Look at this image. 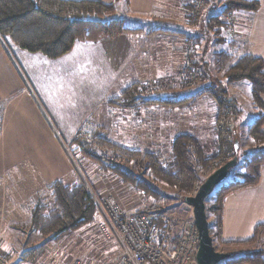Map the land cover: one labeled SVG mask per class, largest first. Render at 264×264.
<instances>
[{
    "label": "trees",
    "instance_id": "trees-1",
    "mask_svg": "<svg viewBox=\"0 0 264 264\" xmlns=\"http://www.w3.org/2000/svg\"><path fill=\"white\" fill-rule=\"evenodd\" d=\"M211 1L207 0V4H211ZM119 5L128 11L129 0H113L110 4L92 0H0V39H8L18 49L28 53L57 59L70 52L76 43H97L136 30L126 26L125 19L114 17ZM258 10L257 0H222L220 12L207 16L206 22L193 14L186 15V20L193 26L204 22L208 25L209 31L216 30L220 33L227 30L226 23L221 19L222 14L238 11L254 14ZM228 45L227 51L217 52L212 57L213 68L226 83L243 80L249 82L255 119L250 124L248 137L260 146V149L243 152L241 161L238 159L237 165L229 170L224 182L217 185L205 199L206 217L207 221L211 215L217 220L216 223L208 221L212 242L214 243L213 231L216 228L215 236L222 246L238 249L236 252L227 253L230 256L222 261V264H264V249L255 247L264 237V223L255 226L252 235L245 241L224 242L221 238L225 199L241 189L255 186L259 182L260 171L264 166V131L261 129L264 125V105L261 101V96L264 95V63L261 58L241 50L237 43L229 41ZM190 68L193 72L196 71L197 63L190 61ZM207 80L211 82V87L209 86L211 89L206 98L215 109L212 122L218 144L215 151H205L201 141L193 133L184 131L169 137L168 159H165L156 148L150 152H141L134 148L97 142L101 146L105 145L106 149H111L108 158L107 154L100 157L90 154L87 148L97 139L87 141L84 136L70 140L73 146L71 156L78 164L80 156L91 159L103 173L119 179L125 185H130L136 193L145 197L159 198L160 192L156 188L158 185L164 186L174 191L175 202L186 205L184 197L192 196L210 173L239 153L234 152L233 140L237 141L234 137L237 132L232 127L233 120L230 118L235 116L232 112L235 107L234 101L229 98L224 87L212 86V81L218 80L216 77L215 79L208 77ZM129 90L131 88L124 90L120 95L125 99V103L130 98L127 97ZM193 98L167 104L183 103L182 110L192 111L197 100ZM159 102L165 103L161 100ZM138 159L139 164H135V160ZM134 166L141 167L145 178L132 170ZM23 211L29 217L32 232L52 239L97 221L93 197L80 181L65 185L60 179L46 185L37 199L31 200L23 207ZM149 215L153 223L160 228L164 242L174 247L180 236L168 237L170 233L168 228L171 227L162 223L160 216ZM214 249L216 250L215 246Z\"/></svg>",
    "mask_w": 264,
    "mask_h": 264
},
{
    "label": "rangeland",
    "instance_id": "rangeland-1",
    "mask_svg": "<svg viewBox=\"0 0 264 264\" xmlns=\"http://www.w3.org/2000/svg\"><path fill=\"white\" fill-rule=\"evenodd\" d=\"M157 5L162 8V16L151 19L152 22H149L151 24L137 18H129L127 10L120 5L117 7L114 17L125 19L126 26L137 28L136 30L139 31L143 30L144 33L153 29V33L164 35V43L168 42L165 44L166 51L163 52V48L162 54L156 53L155 60L150 58L149 62L153 60L166 72H162L155 78H152L153 74H150L144 83L134 80L135 75L132 71L129 72L130 80L122 82L121 91L110 97L101 108H98V111L82 125L78 134L76 133L73 138L84 136L87 141H93L96 138L97 140L87 148L90 154L100 157L107 154L108 158L111 149H106L105 145L101 146L97 142L111 143L113 146L118 145L129 149L134 148L141 152L158 149L165 159H168L169 137L175 133L189 131L201 141L205 151H215L218 148L215 128L212 125L215 109L206 95L211 89L209 88L211 82L207 78L215 79L216 77L218 80L212 81V86L224 87L229 98L235 104L232 110L235 116H230L233 120L230 121L237 132L234 137L237 138L239 144L237 157L241 161L243 152L260 149V146L248 137L250 124L255 119V110L251 104L250 85L246 80L226 83L213 68L212 57L217 52L227 51L229 41L237 43L241 50L247 51L244 39L245 25L251 12L238 11L232 14H222L221 19L226 23L227 30L217 33L216 28H214V32L209 31L208 25H205L204 22L195 26L191 25L187 22L186 15L193 14L206 22L207 16L220 12L222 0H212L211 4H207V0H159ZM2 41L8 43L6 38ZM169 51L172 52V57L174 56L172 61L165 56V53ZM190 61L197 63L198 68L194 72L190 70ZM150 66L152 65L150 64ZM171 66L172 69H170ZM59 84L60 82L56 84L55 92L62 90L61 87L58 90ZM128 88L131 90L127 97L131 99L129 98L126 102H131L130 104L125 103V99L120 96ZM190 98L197 99L192 111L182 110L183 103L167 104V102ZM159 100L165 101V103L159 102ZM48 120L50 121V119ZM62 146L65 153L72 157L70 159L75 169L69 178L61 179L65 185L80 181L92 194L100 197L106 196L116 201L126 213L143 212L160 216L161 222L171 227V229L168 228L170 230L168 237L171 238L176 235L180 236L185 228L193 224L191 208L175 202L174 191L158 185L156 190L160 192L159 198L145 197L136 193L130 185H125L119 179L103 173L91 159L80 156L78 164L71 156L73 146L70 141H63ZM135 164H139V159L135 160ZM132 170L145 178L141 167L134 166ZM208 219L212 223L217 222L212 215ZM20 227L17 228L18 235L14 236L13 241H10V247L17 253L23 254L22 258L25 260L23 264H72L75 259L89 264H115L118 248L116 244L105 242L100 237L95 222L82 226L76 231L65 233L56 239L36 235L32 232V227L29 224ZM158 229L160 230L159 227ZM215 233L216 228L213 231V244L218 252L233 253L238 251L234 247L222 246L216 239ZM162 235L160 230V237ZM6 244L4 241H0L2 254H4V245ZM255 247L264 249V237ZM5 262L7 261L5 260Z\"/></svg>",
    "mask_w": 264,
    "mask_h": 264
},
{
    "label": "crops",
    "instance_id": "crops-1",
    "mask_svg": "<svg viewBox=\"0 0 264 264\" xmlns=\"http://www.w3.org/2000/svg\"><path fill=\"white\" fill-rule=\"evenodd\" d=\"M257 1L259 10L248 16L244 39L247 52L264 63V0ZM157 4V0H129L128 17L152 22L162 16ZM163 36L153 29L133 30L97 43H76L57 59L28 53L0 39V241L7 243L3 252L7 264L25 261L10 247L17 228L30 225L23 207L46 185L75 171L62 142L70 141L98 108L121 91L122 82L130 80L129 72L144 83L150 74L155 78L165 71L149 62L163 48L166 51ZM165 54L172 61V52ZM59 82L62 90L55 92ZM261 101L264 105V95ZM263 223L264 167L255 186L225 199L222 241H245Z\"/></svg>",
    "mask_w": 264,
    "mask_h": 264
},
{
    "label": "built area",
    "instance_id": "built-area-1",
    "mask_svg": "<svg viewBox=\"0 0 264 264\" xmlns=\"http://www.w3.org/2000/svg\"><path fill=\"white\" fill-rule=\"evenodd\" d=\"M88 191L94 200L95 224L100 237L118 248L115 264H196L199 241L194 225L185 228L174 247H170L160 237V230L151 215L126 213L113 199ZM0 264H6L1 252ZM72 264L89 263L75 259Z\"/></svg>",
    "mask_w": 264,
    "mask_h": 264
},
{
    "label": "water",
    "instance_id": "water-1",
    "mask_svg": "<svg viewBox=\"0 0 264 264\" xmlns=\"http://www.w3.org/2000/svg\"><path fill=\"white\" fill-rule=\"evenodd\" d=\"M234 152L238 151V141L234 142ZM237 155L225 162L218 169L210 173L200 184L192 196L183 198L184 203L191 208L193 224L198 234V249L196 252V264H219L229 258V254L218 252L214 249L209 233V222L206 217L205 199L213 192L215 187L226 179L230 169L237 165Z\"/></svg>",
    "mask_w": 264,
    "mask_h": 264
}]
</instances>
